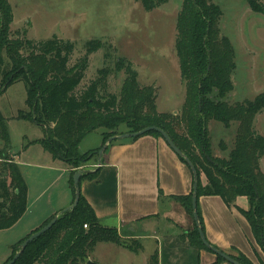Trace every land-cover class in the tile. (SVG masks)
I'll list each match as a JSON object with an SVG mask.
<instances>
[{
    "label": "trees",
    "instance_id": "16d2710c",
    "mask_svg": "<svg viewBox=\"0 0 264 264\" xmlns=\"http://www.w3.org/2000/svg\"><path fill=\"white\" fill-rule=\"evenodd\" d=\"M136 1L147 12H152L170 0ZM243 1L254 13L264 15L260 0ZM181 9L177 19L176 54L187 94L180 115L158 112V88L155 85L141 86L139 72L125 58H119L115 63L116 72L125 74L120 95L108 91V77L114 72L110 67L99 70L97 78L81 89L91 55L106 48V43L102 40L88 42L86 54L72 64L75 45L69 40L56 35L41 41L13 39L11 25L14 15L9 0H0V97L15 83H26L27 104L46 127V136L40 145L55 160L64 159L73 166L70 175L74 200L75 174L95 156L99 161V151L110 138L138 133L152 126L162 129L197 169L198 199L219 197L229 207L235 206L238 197L249 200V209L239 211L264 251V174L259 166L264 157V136L254 127L255 117L264 111V94L253 101L234 105L225 101L235 88L232 78L237 56L234 45L222 35V8L216 0H183ZM23 35L26 36L27 32ZM104 59L110 60L111 54L107 52ZM212 121L221 122L226 129L234 123L239 124L234 149L227 158L213 156L209 129ZM122 126L128 132L119 133ZM99 129L104 130L103 147L80 154L81 142ZM147 135L163 138L158 132L144 136ZM0 142V231H3L13 228L26 213L28 185L20 166L10 158L11 137L1 110ZM180 159L186 164L183 158ZM87 172L79 183V205L73 211H63L57 223L32 242L16 264H93L88 257L99 243L134 250L132 244L122 242L116 229L101 224L95 210L83 197L82 181L96 180L98 176V169ZM202 175L206 177L204 186ZM192 196L193 193L178 198L190 215H193ZM54 218L56 216L31 235ZM200 221L203 228L202 215ZM192 235L191 242L196 247L211 251L203 245L197 227ZM27 238L17 245H20L19 250L5 264L15 257ZM231 257L242 264H254L242 253ZM156 261L153 257L155 264ZM222 261L225 259L218 256V262Z\"/></svg>",
    "mask_w": 264,
    "mask_h": 264
},
{
    "label": "rangeland",
    "instance_id": "374dc122",
    "mask_svg": "<svg viewBox=\"0 0 264 264\" xmlns=\"http://www.w3.org/2000/svg\"><path fill=\"white\" fill-rule=\"evenodd\" d=\"M9 2L14 15L11 25L13 39L41 41L56 35L69 40L75 45L72 64L86 54L88 42L102 40L106 43V48L91 55L90 67L81 89L97 78L99 70L110 67L114 72L108 77V91L120 95L125 74L116 72L115 63L117 59L125 58L139 72L141 86L151 84L158 88L157 106L160 111H170L185 99V92L179 86L180 73L176 56L177 19L183 0H170L168 4L152 12H147L136 0ZM260 2L264 5V0ZM216 3L223 11L220 20L222 35L234 45L237 56V67L232 78L235 88L226 96L225 101L233 105L236 102L253 101L264 94V15L254 13L243 0H216ZM24 32H27L26 36L23 35ZM107 52L111 54V59L105 61ZM174 59L177 66L173 63ZM5 60L8 63L6 57ZM27 99L28 87L25 82L15 83L0 97V109L11 137L12 150L9 155L15 163L19 156L20 169L28 185L26 213L13 228L0 231V264H5L19 250L20 245H17L44 225L45 222L39 228L37 226L43 215L57 209L71 190L70 177L63 172L65 167L60 161L70 168L73 166L64 159L55 160L40 145V141L46 136L45 123H41V119L34 115ZM255 119V130L264 136V111ZM238 127V123H234L230 129H226L221 122L210 123L215 158H227L232 152ZM124 132H128V129L120 127L119 133ZM98 134L94 133L84 141L82 151L94 147ZM99 163L101 162L95 156L91 162L81 166L79 171H95ZM259 166L264 174V157ZM201 183L206 185L205 175L201 176ZM226 208L228 216L233 219L236 215L239 222V218H242L239 209L248 210L249 200L238 197L235 206L229 207L226 204ZM198 210L202 215V201ZM118 246L98 244L88 259L93 264L145 263L144 254H136L140 252V246L133 244L135 254Z\"/></svg>",
    "mask_w": 264,
    "mask_h": 264
},
{
    "label": "crops",
    "instance_id": "0c3cea01",
    "mask_svg": "<svg viewBox=\"0 0 264 264\" xmlns=\"http://www.w3.org/2000/svg\"><path fill=\"white\" fill-rule=\"evenodd\" d=\"M173 63L177 66L175 59ZM178 66L180 73L179 58ZM178 81L180 89L185 92V99L170 111H160L157 106L159 113L177 116L182 111L187 89L181 73ZM94 133H99L94 147L82 151V144ZM94 133L81 142L80 154L103 147V132ZM18 159L19 156L17 164L20 166ZM60 162L65 167L63 172L70 177L71 185V169ZM101 164L96 180L82 181V195L104 227L116 229L126 245L140 246V252L136 254H144V264H151L153 257H156L157 264H230L227 261L218 262V255L214 252L200 249L191 242L196 221L178 198L193 193V172L164 138L147 135L138 139L116 140L108 146ZM68 195L57 209L43 215V218L41 216L43 220L40 219L38 228L73 204L72 186ZM200 199L199 207L201 201L203 205V228L209 243L230 257L242 253L252 263L263 264L264 251L244 215L241 214L242 218L238 222L236 215L233 219L228 216L229 211L223 199L213 196Z\"/></svg>",
    "mask_w": 264,
    "mask_h": 264
},
{
    "label": "water",
    "instance_id": "95a60500",
    "mask_svg": "<svg viewBox=\"0 0 264 264\" xmlns=\"http://www.w3.org/2000/svg\"><path fill=\"white\" fill-rule=\"evenodd\" d=\"M150 132H158L162 135V137L165 139V141L167 142V144L169 145V147L176 152V154L180 157L183 158L186 162V164L189 166V168H191L192 172H193V178H194V188H193V215L196 221V227L197 230L200 233V238L201 241L203 243L204 246H206L208 249H210L212 252H214L216 255H218L219 257L225 259V261L229 262L230 264H242L241 262H237L235 261L232 257H230L228 254H226L225 252H223L222 250L220 251L219 249H217L216 247L212 246L209 241L207 240L205 231H203L202 228V224L200 221V215H198V206H199V199H198V195H197V191H198V173H197V169L193 166L191 160L186 157V155L181 152V150L176 146V144L172 141V139H170V137H168V135L160 128L152 126V127H148L138 133H132V134H124L121 136H116V137H112L110 138L106 145L99 151V162H101L102 156L103 154L106 152L108 146L116 141V140H122V139H129V138H136V137H141L144 136ZM86 171H79L75 174L74 176V185L76 188V197L75 200L73 202V204L68 207L67 209L64 210L63 213L65 212H70L73 211L80 202V189H79V183L83 177V175H85ZM62 213V214H63ZM60 214V215H62ZM60 215L56 216V218H54L48 225H46L44 228H42L41 230H39L38 232L34 233L33 235H31L29 238H27V240L22 244L20 251L15 255V257L8 263V264H16L17 261L20 259V257L22 256V254L24 253V251L27 249V247L34 242L36 239L40 238L42 235H44L45 233H47L58 221V218L60 217Z\"/></svg>",
    "mask_w": 264,
    "mask_h": 264
},
{
    "label": "built area",
    "instance_id": "2783aa9c",
    "mask_svg": "<svg viewBox=\"0 0 264 264\" xmlns=\"http://www.w3.org/2000/svg\"><path fill=\"white\" fill-rule=\"evenodd\" d=\"M101 166H102V164L99 163V164L97 165V169L100 168ZM86 228H87V226H86Z\"/></svg>",
    "mask_w": 264,
    "mask_h": 264
}]
</instances>
